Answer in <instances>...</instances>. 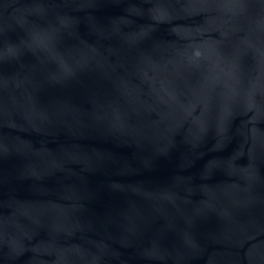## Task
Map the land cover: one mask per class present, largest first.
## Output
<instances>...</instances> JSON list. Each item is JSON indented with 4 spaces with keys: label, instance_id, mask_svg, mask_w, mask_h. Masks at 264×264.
I'll list each match as a JSON object with an SVG mask.
<instances>
[{
    "label": "water",
    "instance_id": "obj_1",
    "mask_svg": "<svg viewBox=\"0 0 264 264\" xmlns=\"http://www.w3.org/2000/svg\"><path fill=\"white\" fill-rule=\"evenodd\" d=\"M0 264H264V0H0Z\"/></svg>",
    "mask_w": 264,
    "mask_h": 264
}]
</instances>
